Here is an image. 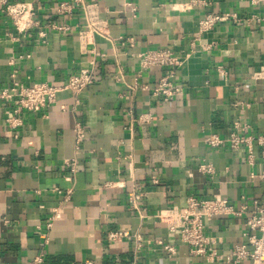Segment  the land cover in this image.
<instances>
[{"label": "crops", "instance_id": "0c3cea01", "mask_svg": "<svg viewBox=\"0 0 264 264\" xmlns=\"http://www.w3.org/2000/svg\"><path fill=\"white\" fill-rule=\"evenodd\" d=\"M19 1L33 4L38 27L10 41L15 32L0 12V90L12 82L59 86L80 70L90 71L93 83L76 96L60 92L37 113L20 111L15 131L5 123L12 105L0 102V264L36 257L40 264H211L192 256L156 214L183 208L189 196L244 203L249 211L264 200L258 146L250 165L243 147L204 143L210 134L264 133V81L252 78L264 63V21L220 23L207 31L200 25L209 14L262 19L264 0H208L189 10L179 8L187 0H82L96 4L108 23L107 37L84 42L82 10L56 12V4L68 0ZM59 25L69 30L56 31ZM162 49L188 55L176 70L181 94L166 102L150 92L164 70H142L137 59ZM143 114L150 120L138 123ZM75 125L84 130L77 152ZM67 160L75 163L74 173ZM202 162L213 166L212 175L198 172ZM134 194L144 218L129 203ZM55 209L60 218L47 230ZM117 231L123 236L108 240ZM243 232L232 216L205 223L218 255L242 244ZM156 242L173 246L175 254Z\"/></svg>", "mask_w": 264, "mask_h": 264}, {"label": "built area", "instance_id": "2783aa9c", "mask_svg": "<svg viewBox=\"0 0 264 264\" xmlns=\"http://www.w3.org/2000/svg\"><path fill=\"white\" fill-rule=\"evenodd\" d=\"M125 1V0H123ZM263 0H250L251 5H257ZM125 5L131 7L130 3ZM208 0H187L185 4L179 5L182 10H189L193 7H206ZM56 12L59 15H70L76 9H81L85 24L81 32V41L84 42L91 36H108V23L99 15L96 4L84 3L82 0L61 1L56 4ZM0 12L11 22L15 36H10V41H19L26 37L32 29H37L38 23L35 19L36 10L32 3H25L19 0H0ZM264 21V18L251 17L241 19L234 13L209 14L200 22L203 31L211 30L215 25L220 23H234L251 21ZM56 31H68L67 25L53 27ZM43 38L42 33H38ZM188 55H184L187 57ZM182 56L174 54L169 49L147 50L137 54L140 69L148 70L151 68H160L164 72L158 79L157 83L150 89L153 96L168 101L181 94L180 89L176 86V70L181 66ZM222 73V71H220ZM255 80L264 81V63L258 67L252 74ZM93 83L92 73L86 70H80L77 74L70 75L64 83L59 86H52L47 83H40L32 86H23L17 82H12L10 86L0 90V102L10 103L12 110L7 112L5 123L9 130L15 131L20 125V111L28 113H37L56 102L57 95L60 92H68L76 96ZM150 120L149 114H143L136 118L138 123H147ZM236 129L239 124L234 123ZM75 151L80 148L84 139V130L81 125H75L73 129ZM204 143L213 149L222 145H227L231 151H238L242 147L246 149V159L248 164H253L254 154L253 146L260 148L259 159L264 165V133L258 136L240 135L237 132H231L226 139L217 135L210 134L204 139ZM69 166L70 172H75V163L65 161ZM199 173L212 175L214 168L211 164L202 162L197 166ZM116 184L108 183L106 186L113 187ZM55 192H59L57 189ZM69 192L66 193L68 199ZM140 195L134 194L130 198V205L138 211L139 217L144 218L143 210H138V201ZM232 216L242 221L244 228V242L237 245L228 255H218L213 249L214 238L205 233V223L215 217ZM60 218L57 209L53 210L46 223V229L49 230L52 223ZM157 220L162 223L169 233L176 235L180 242L189 247V252L194 257L204 259L206 263L211 264H240L248 262L249 264H264V200L253 203L251 211L248 210L244 203L237 207L230 204L225 199L220 198H196L189 196L185 200L183 208L177 207L160 210L156 214ZM123 236L120 231L110 233L108 240L115 241ZM136 249L141 245V237L134 236ZM170 256L175 254V248L171 245H163L156 242ZM40 257L34 258L28 264H40Z\"/></svg>", "mask_w": 264, "mask_h": 264}]
</instances>
